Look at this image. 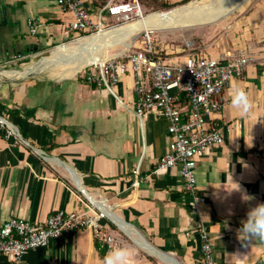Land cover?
<instances>
[{"label": "crops", "instance_id": "0c3cea01", "mask_svg": "<svg viewBox=\"0 0 264 264\" xmlns=\"http://www.w3.org/2000/svg\"><path fill=\"white\" fill-rule=\"evenodd\" d=\"M81 1L95 13L111 0ZM247 7L219 24L218 34L197 33L203 45L194 41L198 54L241 51L254 57L244 76L227 86L210 122L223 129L225 142L198 158L197 193L205 202L196 211L180 166L155 172L171 143L168 121L156 110L135 114L134 78L123 76L109 90L73 78L78 72L45 77L38 63L29 72L26 58L77 39L72 15L56 0H0V68L22 65L0 70V116L24 140L15 145L0 127V225L14 217L43 222L57 211L93 215L95 202L113 217L101 220L103 231L135 249V264H204L200 223L208 229L216 264L264 263V242L239 233L248 212L264 203V0ZM32 17L40 19L34 35ZM189 52L185 45L164 59L182 63ZM68 58L74 57L46 63ZM235 88L247 93L249 113L232 106ZM101 249L84 228L17 263L0 255V264H102L107 251Z\"/></svg>", "mask_w": 264, "mask_h": 264}, {"label": "built area", "instance_id": "2783aa9c", "mask_svg": "<svg viewBox=\"0 0 264 264\" xmlns=\"http://www.w3.org/2000/svg\"><path fill=\"white\" fill-rule=\"evenodd\" d=\"M58 6L72 15L70 30L77 39L134 23L145 15L140 0H111L95 13L81 0H56ZM40 19L29 18L28 27L35 34ZM142 47L127 53L91 63L81 70L80 77L89 85L111 90L123 76L134 78L135 114L141 118L156 110L168 121L171 143L160 159L155 172L180 166L185 190L194 200L195 210L205 202L197 193L195 170L198 158L210 148L222 145V128L210 124L222 108V95L234 78H242L254 57L241 51H227L218 57L196 53L195 42L188 41L190 51L184 62H171L158 55L147 33ZM180 94L186 106L180 103ZM0 127L14 144L24 143L17 128L0 116ZM93 215L57 211L43 222H31L14 217L0 225V255L10 262H20L31 251L46 247L52 241H62L84 228L93 231L108 252L121 241L103 231L101 220L113 218L106 205L92 202ZM201 252L204 264H216L209 232L200 223Z\"/></svg>", "mask_w": 264, "mask_h": 264}, {"label": "bare ground", "instance_id": "6f19581e", "mask_svg": "<svg viewBox=\"0 0 264 264\" xmlns=\"http://www.w3.org/2000/svg\"><path fill=\"white\" fill-rule=\"evenodd\" d=\"M242 0H196L170 11L157 12L147 17L145 15L138 21L126 24L115 29L84 37L65 46L55 57L46 58L45 62L53 61L58 56H80L77 62L70 61L65 72L57 74L59 77L73 76L85 66L104 61L108 57L109 50L115 45L133 40L143 31L154 32L178 27H192L203 23L218 21L228 13L234 11ZM170 31V30H169ZM69 61V60H68ZM36 63L29 66V70H35Z\"/></svg>", "mask_w": 264, "mask_h": 264}, {"label": "rangeland", "instance_id": "374dc122", "mask_svg": "<svg viewBox=\"0 0 264 264\" xmlns=\"http://www.w3.org/2000/svg\"><path fill=\"white\" fill-rule=\"evenodd\" d=\"M129 1V0H127ZM192 1H196V0H191L188 3L182 4V5H178L170 10L182 7V6H186L187 4L191 3ZM255 0H248L246 2H244L243 4H240L234 11H232L231 13H228L226 16L222 17L221 19H219L218 21L215 22H211V23H203L200 25H196V26H192V27H178V28H173L172 31L171 29H167L166 30H155L154 32H149V31H143L141 32L138 36H136L132 41L131 40H127V41H123L117 45H115L113 48H111L109 50L108 53V57L110 56H118L124 53L129 52L130 50H135L138 49L139 47H142V41L145 37V35L147 33L150 34L151 38H152V42L154 43L156 50L158 52V55L163 57V58H171V57H175L178 55V51L180 49H183L186 45V43L188 41H196V43H201V45H203V43L201 42L202 39L198 38L197 33H200L201 31H208V36L211 37L213 34H218L221 31V27L222 26H218L219 24L224 23L225 21H227L228 19H230L231 17H233L235 14L239 13L240 11H242L245 8H249L247 7V5H252V3H254ZM142 7L144 9L145 12V17L157 13V12H164L167 11L166 9H163L161 4L164 3L163 0H140ZM131 24V23H129ZM213 27H216L215 29H213ZM170 30V31H169ZM89 36V35H88ZM76 40L78 39H70L65 43L62 44H66V45H71L73 44ZM61 45V44H59ZM66 45H62V46H66ZM58 45L48 49V51L43 52V53H38V54H32V57H28L24 60V63L26 66H31L35 63L41 64V68H39V75H43L45 77H52L53 75H57L59 73L65 72L66 69L68 68L69 64L67 63L68 61L63 59V60H59L57 62H54L53 64H47L46 62H44V58L47 57H53L55 56L60 48L62 47H57ZM57 47V48H56ZM80 56L75 55L74 58L69 59L70 61H75L77 62L79 60ZM67 59V58H66ZM22 65L16 63V64H11L8 68L7 67H2L1 69H7V70H21ZM27 68V70H29ZM29 72H31L29 70ZM35 72V71H32ZM38 75V74H37ZM37 75H33V76H37ZM81 75V71L78 72L73 78H80Z\"/></svg>", "mask_w": 264, "mask_h": 264}, {"label": "clouds", "instance_id": "9594fccd", "mask_svg": "<svg viewBox=\"0 0 264 264\" xmlns=\"http://www.w3.org/2000/svg\"><path fill=\"white\" fill-rule=\"evenodd\" d=\"M232 106L239 110L242 115L247 114L253 105L249 100L247 93L240 88H235L232 92ZM239 188H237V191ZM245 200L254 199L253 197H244ZM240 234L246 238V241L259 239L264 242V203L258 204L248 212V218L242 222ZM135 249L130 247L117 246L111 248L104 256L102 264H135Z\"/></svg>", "mask_w": 264, "mask_h": 264}, {"label": "trees", "instance_id": "16d2710c", "mask_svg": "<svg viewBox=\"0 0 264 264\" xmlns=\"http://www.w3.org/2000/svg\"><path fill=\"white\" fill-rule=\"evenodd\" d=\"M164 1V0H163ZM191 0H187V1H184V2H182V3H179V4H168V3H166L165 1H164V3H162L161 4V6H162V8L163 9H166L167 11H169V9H172V8H174V7H176V6H178V5H182V4H185V3H188V2H190ZM165 12V11H164ZM100 248V247H99ZM101 251H102V253L105 251L104 249H101ZM261 264H264V263H261Z\"/></svg>", "mask_w": 264, "mask_h": 264}, {"label": "water", "instance_id": "95a60500", "mask_svg": "<svg viewBox=\"0 0 264 264\" xmlns=\"http://www.w3.org/2000/svg\"><path fill=\"white\" fill-rule=\"evenodd\" d=\"M246 1H248V0H242L240 3L243 4V3L246 2Z\"/></svg>", "mask_w": 264, "mask_h": 264}]
</instances>
